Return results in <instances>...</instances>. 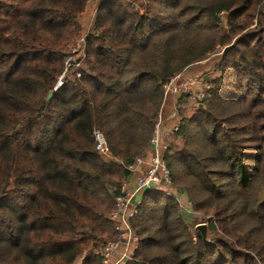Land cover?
<instances>
[{
  "label": "trees",
  "instance_id": "trees-1",
  "mask_svg": "<svg viewBox=\"0 0 264 264\" xmlns=\"http://www.w3.org/2000/svg\"><path fill=\"white\" fill-rule=\"evenodd\" d=\"M72 53L80 65L54 89ZM211 53L183 143L164 154L204 218L144 189L118 264H264V0H0V264H101L164 84Z\"/></svg>",
  "mask_w": 264,
  "mask_h": 264
},
{
  "label": "built area",
  "instance_id": "built-area-1",
  "mask_svg": "<svg viewBox=\"0 0 264 264\" xmlns=\"http://www.w3.org/2000/svg\"><path fill=\"white\" fill-rule=\"evenodd\" d=\"M73 51H75V49ZM79 65L80 62L75 60L73 53L68 55L65 59V68L59 74L54 89L63 84L65 77L70 72V66L79 67ZM76 75L80 76L79 70L76 71ZM175 77L178 76L176 75L170 78L164 84V96L168 92L175 95V105L171 108L168 114V117L173 121L167 130L163 128L161 105L157 119L154 122L152 133L148 139L145 152L137 156L135 160L127 166L128 174L122 180L119 187V193L115 198V206L108 214V218L112 221L114 228L117 231V236L115 239H110L103 244L101 248V264H118L133 253L137 246L138 235L131 225V218L137 212L141 193L144 189L171 188L168 190L175 196H177V194L179 196V193L175 190V188H178L171 182L170 169L164 156V151L167 148L166 136L175 133L179 129L180 123L183 119V114L177 110V106H179L180 103L179 99L181 96L189 93L192 94L193 92H191L190 78H181L180 81L176 83ZM173 81L174 83L172 84ZM176 84L180 86H177ZM204 94V87H201L196 90V93L192 94V97L201 98ZM93 134L96 140V149L106 154L108 152V146L102 132L95 129ZM190 207L191 206L187 209L189 212L192 211Z\"/></svg>",
  "mask_w": 264,
  "mask_h": 264
},
{
  "label": "rangeland",
  "instance_id": "rangeland-1",
  "mask_svg": "<svg viewBox=\"0 0 264 264\" xmlns=\"http://www.w3.org/2000/svg\"><path fill=\"white\" fill-rule=\"evenodd\" d=\"M94 7H95V3H91L90 4V6H88L87 7V9L85 10V12L83 13V16H82V22L84 23V25L86 26L85 28L87 29L89 26H90V24H91V21H92V18H93V12H94ZM214 57H215V55H213V53H211L209 56H208V58L207 59H204V60H201L202 62H197L196 64H197V69L198 70H203L204 69V72L206 71V70H209V68L211 67V65L214 63ZM205 61V62H204ZM186 69V68H185ZM185 69H183V71L185 70ZM210 70H212V68L210 69ZM183 71H181V72H179V73H177L176 75L178 76V77H175V82L177 83V82H179L180 81V79L182 78V79H184L186 76L184 75V72ZM179 74V75H178ZM175 75V76H176ZM67 77H68V75L65 77V79H64V81L67 79ZM174 77V76H173ZM199 77H200V75H199ZM206 77V76H205ZM189 78V77H188ZM193 78H195L194 80H192V78H190L191 79V92H193V93H196V91H195V87L196 86H198V89L199 88H201L200 87V79L197 77V76H195V77H193ZM174 83V81L172 82V84ZM177 86H180V85H178V84H176ZM194 85H196V86H194ZM208 87V85L207 84H204V90L206 89ZM173 93H171V92H168L167 93V95H166V98H165V101H166V103L167 104H169V105H172L173 103H174V99H173V95H172ZM190 95V93L189 94H185V97L186 96H188V97H190L189 96ZM205 95V94H204ZM184 97V98H185ZM187 97V99L185 100L184 98H183V100L184 101H181L180 103H179V106H181L180 107V109H181V111H182V114L184 115V114H191L192 113V111L194 110V108L196 107V102L200 99V98H198V97H192V98H188ZM202 98V97H201ZM181 103L183 104V105H181ZM183 106V107H182ZM181 113V112H180ZM162 116H163V114H161ZM183 143V139L181 138V137H179V136H176L174 133L173 134H171V135H169L167 138H166V146H167V148L165 149V151H164V154H165V152L168 150V148H169V146H170V148L172 149H174V148H176V147H178L179 145H181ZM163 189V188H162ZM168 189H171V188H166V189H163L164 191H166V192H168V193H170V194H172ZM175 190H176V192L177 193H179L180 194V190L179 189H176L175 188ZM188 198V197H187ZM186 197L185 198H182L181 197V199L183 200H181L182 202H181V205H182V207H183V212H184V215H185V217L188 219V221H194V220H203V216H202V214L201 213H199V212H194L193 210L191 211V212H189V211H187V209H189V206H191V204L189 203V201H188V199H187ZM185 206V207H184ZM191 208V207H190ZM201 221H199L198 223H200ZM203 222V221H202Z\"/></svg>",
  "mask_w": 264,
  "mask_h": 264
},
{
  "label": "crops",
  "instance_id": "crops-1",
  "mask_svg": "<svg viewBox=\"0 0 264 264\" xmlns=\"http://www.w3.org/2000/svg\"><path fill=\"white\" fill-rule=\"evenodd\" d=\"M200 62H202V61H200ZM205 62V61H204ZM184 72V75L186 76V77H189V78H192V80H194L195 78H193V77H195V76H197L199 79H200V87H204V83L202 82V78H204L205 76H206V74H202L203 72H204V69L203 70H198L197 69V64L196 63H194V64H192V65H190V66H188V67H186V69L183 71ZM199 75H200V77H199ZM194 86H196V85H194ZM195 91L198 89V86H196L195 88ZM193 94V93H192ZM192 94H190L189 96L190 97H188V96H186L185 97V95H183V96H181V101H184L183 100V98L186 100L187 99V97L188 98H192ZM167 95V94H166ZM166 95L164 96V99H163V103H162V114H163V121H162V124H163V128L165 129V130H167V128H169V126L171 125V123H172V119L171 118H169L168 117V114H169V112H170V110H171V108L175 105V102L172 104V105H169V104H167L166 103V101H165V98H166ZM173 95V99H175V95L174 94H172ZM180 99H179V101H180ZM180 101V102H181ZM181 105H183L182 103H181ZM166 134H168V133H166ZM168 137V135L166 136V138ZM177 194V193H176ZM181 197L182 198H185V196H184V194H183V192H180V194H179V196H178V194H177V198H179V199H181ZM182 200V199H181ZM183 201V200H182Z\"/></svg>",
  "mask_w": 264,
  "mask_h": 264
},
{
  "label": "water",
  "instance_id": "water-1",
  "mask_svg": "<svg viewBox=\"0 0 264 264\" xmlns=\"http://www.w3.org/2000/svg\"><path fill=\"white\" fill-rule=\"evenodd\" d=\"M51 96V92L49 91L47 93V98ZM196 230H199L203 236V238H206V223L205 222H201L195 225Z\"/></svg>",
  "mask_w": 264,
  "mask_h": 264
}]
</instances>
